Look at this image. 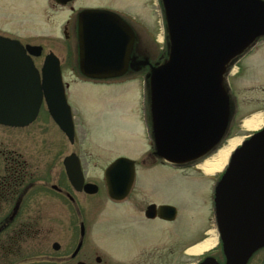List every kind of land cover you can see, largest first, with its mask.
<instances>
[{"label":"water","instance_id":"1","mask_svg":"<svg viewBox=\"0 0 264 264\" xmlns=\"http://www.w3.org/2000/svg\"><path fill=\"white\" fill-rule=\"evenodd\" d=\"M169 35L167 62L151 72V112L157 155L181 165L205 156L224 137L229 122L223 90L227 66L264 34L260 0H162ZM135 36L119 17L84 11L79 27V69L89 79H110L128 69ZM38 55V54H36ZM58 60L50 54L42 70ZM30 56L16 41L0 37V125L25 127L37 117L43 95L52 119L70 138L73 126L60 84L39 81ZM68 160L75 190L83 184L76 157ZM135 178V163L118 158L105 170L108 195L123 199ZM148 211H156L150 206ZM158 214L173 220L176 210ZM216 222L227 264H246L264 247V128L242 142L216 189ZM201 264H217L207 260Z\"/></svg>","mask_w":264,"mask_h":264},{"label":"flooded vegetation","instance_id":"2","mask_svg":"<svg viewBox=\"0 0 264 264\" xmlns=\"http://www.w3.org/2000/svg\"><path fill=\"white\" fill-rule=\"evenodd\" d=\"M120 6L117 0H0V36L22 45L40 74L41 85L44 82H52L56 86L60 84L73 126V137L70 139L52 119L44 95L33 123L21 128L0 126L8 131L4 140L0 141V264H108V261L102 260L104 252L96 244L85 243L90 235L88 227H95L96 218L106 207L113 208L115 229L120 241L130 236H126V233H133L130 254L111 264H201L207 260L227 264L216 230V189L221 174H198L199 177L186 183L189 187H195L192 188L193 192L189 191L186 196L172 202L164 200L161 192L152 186L151 191L137 188L136 163L132 187L121 200L109 197L105 171L102 189L95 180L86 177L85 161L80 155L83 149L80 151L78 148V130L80 127L85 129V123H82L85 121H80L79 111L73 106L71 85L76 84L75 81L83 85L94 82L106 86L128 82L130 78L124 82L118 81L125 79L132 68V51L123 76L101 81L85 78L79 70L80 19L82 13L88 10L111 13L129 26L135 36V45V31L126 18L117 12L116 7ZM256 41L264 43V34L253 43ZM56 52L77 54V60L50 63L47 73L52 76L44 77L42 70L46 57ZM75 68L79 76H74ZM75 146L80 153L74 149ZM70 157H76L78 161L83 184L97 187L94 194H89L84 188L75 190L67 170ZM146 163L143 160L140 165ZM148 164L152 166L154 162ZM159 165L165 167L168 164L161 162ZM163 183L162 179L155 181L156 186ZM100 193L104 194L108 206L92 207L89 198ZM78 196L85 198V210L78 204ZM180 203L187 205L185 209L180 210ZM150 206H155L156 211H148ZM161 206L175 208L173 220H166L158 214ZM72 212L76 217L85 212V223L83 219L77 222L78 238L75 244L74 223L58 222L51 215ZM182 212L187 226L186 231L179 234L172 226ZM157 223L161 227L153 238V230L149 226ZM186 234L195 235L198 242L214 235L217 243L201 254H189L187 250L190 246L184 247L181 243H184ZM163 238H167L165 243H161ZM246 264H264V247L253 253Z\"/></svg>","mask_w":264,"mask_h":264},{"label":"rangeland","instance_id":"3","mask_svg":"<svg viewBox=\"0 0 264 264\" xmlns=\"http://www.w3.org/2000/svg\"><path fill=\"white\" fill-rule=\"evenodd\" d=\"M117 3L121 5L116 7L117 12L126 18L136 34V42L131 54L132 68L125 79L118 82H124L128 78L131 80L107 86L94 82H85L83 85L80 81H75L76 84L71 85L73 106L79 111L80 121H85L82 122L85 123V129L80 127L78 130V148L80 151L83 149V152L80 153L76 146L74 149L85 161L87 179L95 180L101 189L104 188L102 175L106 168L116 159L126 158L137 165V188L150 191L155 188L161 192L164 200L176 201L186 196L189 191L193 192L194 186L189 187L186 183L190 179L199 177L198 174L203 172L198 168L203 160L186 163L176 168L159 165L162 159L157 155L155 144L150 77L152 70L164 65L169 56L170 44L164 6L161 0H117ZM53 54L61 61L77 60V54L64 52ZM77 72L75 68L74 76H79ZM222 84L228 99L229 122L223 139L211 150L208 157L215 155L230 139L239 137L242 143L251 134L243 127L245 119L254 114H261L264 122V43L256 41L248 50L237 56L227 68ZM39 123L40 121L37 122ZM7 132V129L0 127V141L4 140ZM143 160L147 161L146 165H140ZM151 162H154V166L148 164ZM156 179H162L164 183L156 186ZM77 198L78 204L83 209L85 198L82 196ZM89 202L92 207L108 206L102 193L89 198ZM180 206V210H183L187 205L180 203ZM106 208L105 211L102 208L101 215L95 217L97 220L95 227H88L90 235L85 243L96 244L104 252L101 255L102 260L111 264L130 254L133 233L132 231L126 233V236H130L120 241L115 229L113 208ZM51 215L55 218L53 220L58 222L74 223L75 244L78 238L77 222L82 219L83 222L85 221V212H81L79 217H76L74 212L51 213ZM150 225L153 234H157V229L161 226L158 223ZM186 226L182 212L181 217L172 227L179 234H183ZM166 240L167 238H163L161 243H165ZM198 240L195 235L186 234L184 243H181L182 246L187 247L197 243Z\"/></svg>","mask_w":264,"mask_h":264},{"label":"bare ground","instance_id":"4","mask_svg":"<svg viewBox=\"0 0 264 264\" xmlns=\"http://www.w3.org/2000/svg\"><path fill=\"white\" fill-rule=\"evenodd\" d=\"M235 73V71H233ZM263 125V119L261 114H254L247 118L243 122V127L246 131L255 132L259 130ZM242 139L239 137H234L227 141V143L222 146L215 155L207 158L198 168L202 170L207 176H215V174L221 172L228 162V159L235 148H237ZM217 243L214 235L212 238L195 245L188 250L189 254L198 255L202 252L212 249Z\"/></svg>","mask_w":264,"mask_h":264}]
</instances>
